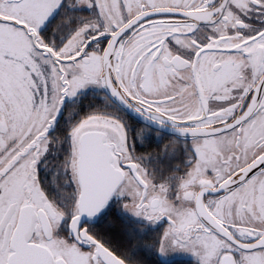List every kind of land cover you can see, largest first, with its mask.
<instances>
[{
    "label": "snow or ice",
    "instance_id": "obj_1",
    "mask_svg": "<svg viewBox=\"0 0 264 264\" xmlns=\"http://www.w3.org/2000/svg\"><path fill=\"white\" fill-rule=\"evenodd\" d=\"M142 246L264 264V0H0V264Z\"/></svg>",
    "mask_w": 264,
    "mask_h": 264
},
{
    "label": "flooded vegetation",
    "instance_id": "obj_2",
    "mask_svg": "<svg viewBox=\"0 0 264 264\" xmlns=\"http://www.w3.org/2000/svg\"><path fill=\"white\" fill-rule=\"evenodd\" d=\"M105 91L106 90L103 88L88 90L73 98L79 105V111L72 113L73 118L82 114L83 112H86L90 108L103 106L108 110L118 111L122 117L130 123L133 133L135 132L138 125L145 123L143 117L140 114L135 113L133 110L121 105L120 102L116 101L113 97L109 101H106L104 98ZM65 120H67V117H65ZM156 131L157 130L155 128L149 125L148 132L146 134H149L151 138L155 140L157 138ZM169 133L170 130H165L161 133V135L166 136ZM137 143L139 144L140 142L137 141ZM45 175L49 181L55 179L51 170H48ZM156 227H158V225L152 226L150 228L148 233L149 236ZM138 254L143 260L144 264H197L196 258L193 256V254L183 250H173L162 254L157 251L154 246H142L138 250Z\"/></svg>",
    "mask_w": 264,
    "mask_h": 264
},
{
    "label": "rangeland",
    "instance_id": "obj_3",
    "mask_svg": "<svg viewBox=\"0 0 264 264\" xmlns=\"http://www.w3.org/2000/svg\"><path fill=\"white\" fill-rule=\"evenodd\" d=\"M94 89H99V87H96V86H89L88 88L84 89L81 91L82 92H85V91H88V90H94ZM69 98H66V101L68 100ZM73 99V98H72Z\"/></svg>",
    "mask_w": 264,
    "mask_h": 264
},
{
    "label": "water",
    "instance_id": "obj_4",
    "mask_svg": "<svg viewBox=\"0 0 264 264\" xmlns=\"http://www.w3.org/2000/svg\"><path fill=\"white\" fill-rule=\"evenodd\" d=\"M116 101L120 102L117 98L113 97Z\"/></svg>",
    "mask_w": 264,
    "mask_h": 264
}]
</instances>
